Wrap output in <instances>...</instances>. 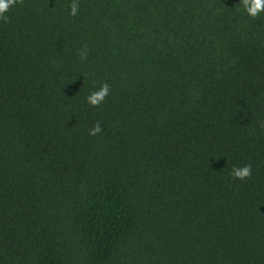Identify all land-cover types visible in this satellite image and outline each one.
Masks as SVG:
<instances>
[{
    "label": "trees",
    "instance_id": "1",
    "mask_svg": "<svg viewBox=\"0 0 264 264\" xmlns=\"http://www.w3.org/2000/svg\"><path fill=\"white\" fill-rule=\"evenodd\" d=\"M70 3L0 20V264H264V11Z\"/></svg>",
    "mask_w": 264,
    "mask_h": 264
},
{
    "label": "clouds",
    "instance_id": "2",
    "mask_svg": "<svg viewBox=\"0 0 264 264\" xmlns=\"http://www.w3.org/2000/svg\"><path fill=\"white\" fill-rule=\"evenodd\" d=\"M18 0H0V20L7 21L8 16L6 13L9 9L14 6ZM242 7L244 12L249 17H256L259 13L264 11V0H240L239 6ZM79 14L78 12V0H71L68 5V15L75 17ZM87 55V46H82L77 50V56L83 60ZM109 94V84L107 82L101 83L100 86L92 91H89L85 97L88 105L95 107L102 103L104 98ZM102 129L100 124L97 122L88 130L90 136H94L101 133ZM251 174L250 165H243L240 167L233 166L230 175L236 179H244Z\"/></svg>",
    "mask_w": 264,
    "mask_h": 264
}]
</instances>
